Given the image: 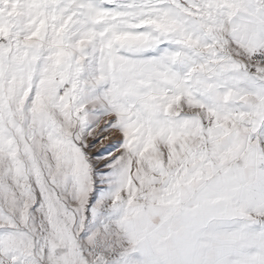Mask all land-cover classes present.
Returning a JSON list of instances; mask_svg holds the SVG:
<instances>
[{
  "label": "snow or ice",
  "instance_id": "snow-or-ice-1",
  "mask_svg": "<svg viewBox=\"0 0 264 264\" xmlns=\"http://www.w3.org/2000/svg\"><path fill=\"white\" fill-rule=\"evenodd\" d=\"M0 264H264V0H0Z\"/></svg>",
  "mask_w": 264,
  "mask_h": 264
},
{
  "label": "rangeland",
  "instance_id": "rangeland-1",
  "mask_svg": "<svg viewBox=\"0 0 264 264\" xmlns=\"http://www.w3.org/2000/svg\"><path fill=\"white\" fill-rule=\"evenodd\" d=\"M103 126H104V120H101L100 127L102 128ZM96 131L99 132V129H97ZM109 144H110V142L109 143L104 142L103 137L101 136L100 139L98 140V142L96 143V146L92 150V155H95V154L103 151V149L106 148Z\"/></svg>",
  "mask_w": 264,
  "mask_h": 264
},
{
  "label": "bare ground",
  "instance_id": "bare-ground-1",
  "mask_svg": "<svg viewBox=\"0 0 264 264\" xmlns=\"http://www.w3.org/2000/svg\"><path fill=\"white\" fill-rule=\"evenodd\" d=\"M113 139H114V137L109 136L108 139H106V140L103 139V141H104V142H108V143L110 142V143H111V142L113 141Z\"/></svg>",
  "mask_w": 264,
  "mask_h": 264
}]
</instances>
